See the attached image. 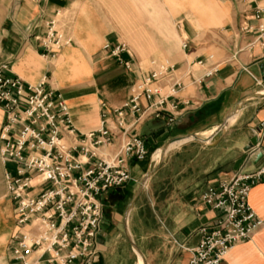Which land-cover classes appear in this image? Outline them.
Masks as SVG:
<instances>
[{
  "label": "crops",
  "instance_id": "1",
  "mask_svg": "<svg viewBox=\"0 0 264 264\" xmlns=\"http://www.w3.org/2000/svg\"><path fill=\"white\" fill-rule=\"evenodd\" d=\"M110 1L0 0V63L7 64L9 75L20 79L25 85L34 86L44 81L47 88L60 93L69 108L72 126L82 135L98 127L101 104L118 108L128 101L134 85L152 69L144 60L155 57L170 60L174 66L171 77L150 86L156 88L160 96L167 98L162 116L157 119L144 116L135 126L131 117H126L124 121L129 134L143 139L147 152L142 162L132 161L129 164L130 176L135 178L149 165L150 156L157 153L168 140L184 135H196L201 139L208 137V140L231 106L246 95L264 91V46L254 42L255 31L250 34L240 31L244 26L254 30L256 21L253 10L255 6L264 8V0H256L251 5L244 0H206L207 3L192 0L191 8H198L199 13L193 17H183L182 28L176 30L180 43H188L186 51L180 48L169 54L157 55L147 52L140 39V31L134 30L137 42L133 46L126 42L133 55H122L124 61L132 63L131 71L101 52L106 43L111 46L125 43L115 37L113 30L106 29L111 26L108 13L111 10ZM189 1L163 0V10L167 11L166 22L177 8H186ZM121 10L131 9L123 6ZM56 13L63 15L65 33L71 43L50 58L44 55L36 38L44 34L46 22ZM189 18L193 19L192 22ZM261 23L264 24V16ZM166 26H170V22ZM98 53L121 69L123 78L117 99L110 97L106 93L108 88L104 85L101 87L93 79V75L100 71L99 67L104 69L102 58L93 64ZM74 69L81 76L73 78ZM81 77V80H75ZM158 98L154 96L146 100L141 96L139 104L146 108ZM172 105L176 106V110L171 109ZM170 115L175 116L172 123H168ZM3 121L4 114L0 109V129ZM108 127L116 133L114 124L109 122ZM253 137L257 138V147L245 152L244 148ZM67 142L71 143L70 140ZM117 145L118 140L99 148L96 153L100 157L112 154ZM177 147L173 154L168 155L167 152L156 171L178 165V176L196 166L197 174L183 177L168 186L163 199L156 202L165 205L160 209L156 204V211L149 213L152 222L157 219L159 223L158 220L165 219V226H160L182 247H177L176 255L166 264H188L190 250L200 240L198 229L210 224L216 217L201 203L200 197L206 188L227 181L238 172L252 171L261 163V160L256 162L255 158L258 154H264V98L242 105L232 120L227 121L222 138L213 147L191 140ZM7 168L0 161V264L7 263L12 248L11 238L18 231L14 218L15 205L7 196ZM124 189L126 186L105 192L101 197L104 207L109 206ZM144 191L136 204L143 199ZM150 197L152 204L158 198L153 191ZM248 203L262 221V226L250 240L233 247L218 264H264V182L253 187ZM135 207L129 215L128 228L137 215L133 214ZM110 220L116 223L114 212ZM160 226L156 224L157 228ZM121 229L123 234L122 218ZM107 233V230L102 231L97 236V254L93 264H105L103 253L107 246L103 242L106 244ZM145 264H148L146 260Z\"/></svg>",
  "mask_w": 264,
  "mask_h": 264
},
{
  "label": "built area",
  "instance_id": "2",
  "mask_svg": "<svg viewBox=\"0 0 264 264\" xmlns=\"http://www.w3.org/2000/svg\"><path fill=\"white\" fill-rule=\"evenodd\" d=\"M244 1L247 5L256 2ZM263 16L264 8L255 6L254 30L248 26L240 29L243 34L255 31L254 42L260 46H264ZM63 20V15L56 13L46 22L44 34L36 38L44 55L50 58L71 43ZM180 48L188 50V43L182 41ZM101 52L125 70H132V63L122 59L123 54L131 57L125 43H106ZM151 65V71L134 85L128 101L118 108L101 104L98 127L79 135L60 93L47 88L44 81L25 85L9 75L7 64L0 63V109L4 114L0 161L8 166L7 196L15 205L18 228L11 238L6 264H93L103 218L101 197L109 190L125 187L131 181L130 162H142L147 155L143 139L129 134L124 127L125 118L131 117L135 126L144 116L157 119L165 112L167 98L150 86L170 78L174 66ZM141 96L146 100L159 98L142 108ZM171 109L176 110V106ZM174 117L170 115L168 123ZM109 122L116 127V133L109 129ZM116 140L118 145L112 154L97 155L99 148ZM261 155V163L254 170L238 172L203 192L201 203L216 217L198 229L200 240L190 250L188 264H218L262 226L248 203L253 187L264 182V154Z\"/></svg>",
  "mask_w": 264,
  "mask_h": 264
},
{
  "label": "rangeland",
  "instance_id": "3",
  "mask_svg": "<svg viewBox=\"0 0 264 264\" xmlns=\"http://www.w3.org/2000/svg\"><path fill=\"white\" fill-rule=\"evenodd\" d=\"M204 2L207 3L206 0H200V3ZM109 4V6H111V10L108 12L111 26L106 29L113 30L116 38L132 46L137 42L133 31L139 30L140 39H142L145 50L155 55L160 53L169 54L171 51L180 50L181 43L176 30L182 28V18L193 17L199 13L198 8H191L192 0H190L186 2V8H177L174 14L168 18L170 26L167 27V11L163 10V0H111ZM122 5L131 10L122 11ZM189 20L192 22L193 19L189 18ZM135 23L140 25L134 26L133 24ZM131 54L133 55L132 52ZM100 58H102V56L98 53L93 60V64ZM102 59L103 61L101 64L104 69L102 70L101 67H99L100 71L93 75V79L96 83L98 82L101 84V87L104 85L108 88V90L106 89V93H108L110 97L117 99L119 97V84L123 78L121 76V69L117 68L112 61L105 59V57ZM144 61H146L148 67H152V63L172 64L168 59L156 57ZM83 63L86 65L88 64L87 62ZM82 78L83 77L75 80H81ZM107 83H109L108 87ZM109 88L111 90H109ZM177 148L170 150L168 155L173 154ZM155 153L150 156L151 162L149 165L145 167L138 176L131 178V181L126 185V189L121 191L119 196H116L109 206L105 208L102 204L103 218L99 233L106 230L108 231L106 234L107 238L104 240L106 244L103 242V245L107 246L106 251L103 253L105 264H137L138 262L137 258L130 251L122 234L121 218L142 175L147 168L152 167L154 164L153 156ZM178 169L179 167L177 165L176 167L173 166L168 169H162L159 172L156 171L147 183L144 194L142 195L143 199L135 205L136 207L133 214L135 216L137 213V215L133 217L130 222L129 231L148 264H166L176 255L177 249L182 248L167 234L163 227L160 226V224L165 226V219H160L162 223L159 220V223H157V219H154L155 221L152 222L149 214L151 211H156V204H158L160 209L165 205L163 202H156L159 199H163L168 186L174 185L177 180L183 177H190L197 174L196 166H192L185 174L182 173L177 176L176 172ZM152 191L154 195L158 197L153 204L151 203L150 197ZM113 212L116 214V223L110 220L113 217ZM156 224L161 228H157Z\"/></svg>",
  "mask_w": 264,
  "mask_h": 264
},
{
  "label": "water",
  "instance_id": "4",
  "mask_svg": "<svg viewBox=\"0 0 264 264\" xmlns=\"http://www.w3.org/2000/svg\"><path fill=\"white\" fill-rule=\"evenodd\" d=\"M263 98H264V92L263 91L253 93V94H249V95H246L243 98H241L238 102H236L233 106H231V108L228 110V112L224 115L219 127L217 128V130H215V132L210 136V138L208 140L207 139H201L196 135H184V136H178V137L171 138L170 140H168L166 143H164L161 146V148L159 149L160 153H159L158 160L141 177L140 182H139L135 192L133 193L132 197L130 198L128 204L125 207V210L123 212V217H122L123 234H124L125 240L128 243L133 254L136 256L137 260L141 261V264H145V259L142 255V253L140 252L139 248L137 247L135 241L133 240L130 232H129L128 219H129V215H130L132 209L134 208L136 202L138 201L139 197L141 196L142 192L144 191L149 179L152 177V175L156 172V170L163 163L165 155L167 154L169 145L176 140L187 138V139L194 141V142H197L203 146L213 147L222 138L223 131H224L225 125L227 124V121L229 119H231L236 114L237 110L242 105H244L246 102H248L250 100L263 99ZM257 144H258L257 138L256 137L251 138L249 140L248 145L244 148V151L246 152V151L256 147ZM261 159H262L261 154H258L255 158L256 162H259Z\"/></svg>",
  "mask_w": 264,
  "mask_h": 264
},
{
  "label": "bare ground",
  "instance_id": "5",
  "mask_svg": "<svg viewBox=\"0 0 264 264\" xmlns=\"http://www.w3.org/2000/svg\"><path fill=\"white\" fill-rule=\"evenodd\" d=\"M75 71V72H74ZM78 76H81V74L79 73V71L77 70V69H74L73 70V78H75V77H78ZM264 92V91H263ZM231 120H232V118H231ZM214 132H212V134H213ZM211 134V135H212ZM209 135V134H208ZM208 138V137H207ZM206 138V139H207ZM187 141H189V139H180V140H176V141H174V142H172L170 145H169V147H168V151L167 152H169L170 150H173L175 147H177L178 145H181V144H183V143H185V142H187ZM159 153H160V151H158L157 153H156V155L153 157V160H154V163L158 160V158H159ZM137 264H141V261L140 260H138V262H137Z\"/></svg>",
  "mask_w": 264,
  "mask_h": 264
}]
</instances>
